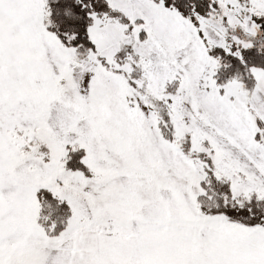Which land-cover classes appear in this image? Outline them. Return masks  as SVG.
I'll return each mask as SVG.
<instances>
[{"label":"snow or ice","instance_id":"6c2138e0","mask_svg":"<svg viewBox=\"0 0 264 264\" xmlns=\"http://www.w3.org/2000/svg\"><path fill=\"white\" fill-rule=\"evenodd\" d=\"M0 264H264V0H0Z\"/></svg>","mask_w":264,"mask_h":264}]
</instances>
